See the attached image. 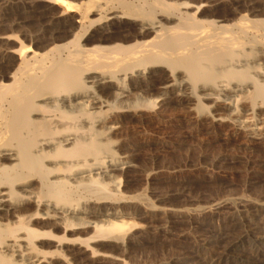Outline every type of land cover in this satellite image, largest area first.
<instances>
[{
  "label": "bare ground",
  "instance_id": "6f19581e",
  "mask_svg": "<svg viewBox=\"0 0 264 264\" xmlns=\"http://www.w3.org/2000/svg\"><path fill=\"white\" fill-rule=\"evenodd\" d=\"M48 3L75 14L69 37L58 44L46 38L42 52L15 49V66L0 75V264H72L70 246L125 264L95 249H125L140 226L128 211L153 206L123 194L121 177L133 165L117 139L123 118L184 103L198 123L226 127L247 143L264 139V19L207 20L200 7L172 0ZM58 20L46 25L56 28ZM115 24L129 29L115 36ZM236 204L230 218L243 226L256 217L251 207H264ZM78 231L90 236L71 237ZM228 240L218 232L201 240L195 264H223L214 255L221 244L226 252L247 241L256 251L264 236L244 229Z\"/></svg>",
  "mask_w": 264,
  "mask_h": 264
},
{
  "label": "rangeland",
  "instance_id": "374dc122",
  "mask_svg": "<svg viewBox=\"0 0 264 264\" xmlns=\"http://www.w3.org/2000/svg\"><path fill=\"white\" fill-rule=\"evenodd\" d=\"M179 1L200 7L207 20L226 22L242 16L264 19V0H172L177 4ZM69 2L75 4V0ZM33 8L34 12L29 13ZM23 9H28L27 13ZM62 10L50 5L48 0H0V24L5 26L0 25L1 76L11 72L17 61L14 53L19 50L42 52L52 41L58 44L69 37L75 14L63 16ZM28 15L33 17L28 19ZM53 15L59 18V23L56 28H48L46 23L54 18ZM111 28H114L112 34L116 33L115 36L129 29L126 24H115ZM46 38L50 43L47 44ZM40 47L43 49H37ZM155 94L154 89L147 93ZM184 105L170 103L164 109L123 118L117 139L121 151L134 162L121 177L123 194H140L155 209L151 206L153 211H146L143 207H136L128 211L129 219L140 226L133 231L128 246L123 248L126 252L113 243H102L95 247L98 254H115L125 264H195V251H202V242L214 233L226 234L229 242L244 229L264 236V207H251L256 217L254 221L244 220L245 226L230 218L240 209L236 204L240 199L264 203V139L247 143L226 127L198 123L188 118ZM217 202L224 205L218 212L211 209ZM178 209L188 213L196 209L202 211L179 216L173 212ZM54 232L57 236L62 235L59 230ZM75 234L71 237L85 239L90 236L88 231ZM73 247L65 249L67 254L64 252L72 264L110 263L75 251ZM224 248L225 245L221 244L214 249L217 253L214 255L221 256L223 264H264V242L258 244L256 251L247 241L226 252Z\"/></svg>",
  "mask_w": 264,
  "mask_h": 264
}]
</instances>
